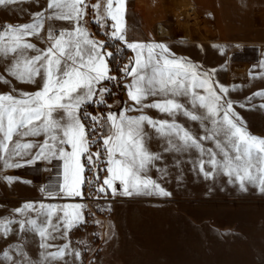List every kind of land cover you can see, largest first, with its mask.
I'll use <instances>...</instances> for the list:
<instances>
[{
  "label": "snow or ice",
  "instance_id": "1",
  "mask_svg": "<svg viewBox=\"0 0 264 264\" xmlns=\"http://www.w3.org/2000/svg\"><path fill=\"white\" fill-rule=\"evenodd\" d=\"M17 2L0 0V5ZM89 7L93 9L97 23L107 20L112 22L108 25L111 39L126 43L127 48L135 52L134 61L119 70L124 77L132 78L126 85L129 99L141 105L148 97H165L142 104V107L167 114L173 118L171 122L154 120L147 115L127 116L128 111L138 110L131 108L121 110L118 115L109 112L104 121L83 111L89 103L104 105L105 95L111 93L102 82L117 80V77L109 74L108 63V58L115 52L105 51V43L91 38V34L81 25ZM101 8L99 2L89 5L85 0H48L47 9L51 10L49 15L38 12L31 23L18 27L8 25L0 30V52L19 56L6 71L17 81L39 88L34 93L22 92V98L10 94L0 95V160H3L4 168H20L41 160L51 162L54 158L60 159L63 161V183L59 186V193L67 197L81 196L80 187L84 183L82 174L85 170L81 157L87 153L88 163L94 164L102 155L99 151L95 154L89 152L93 145L100 146L96 138L99 126L104 130L99 139L102 140L109 175L103 179V186L98 187L97 191L105 193L110 189L113 196L167 197L171 193L148 175L151 168L155 167V162L162 157L150 151L149 141L153 136L145 131L144 125L151 126L157 138L166 141L165 152L195 150L203 157L206 150L202 144L176 122V116L183 115L193 122H199L205 132L199 140L214 141L222 157L218 159V153L209 148L208 159H199V171L206 178L225 175L229 183H238L242 191L247 190L246 185H251L264 193V138L249 134L241 126L238 122L240 118L236 117L233 110V102L224 100L217 93L209 74L199 71L198 66L191 62L169 58V50L162 43L128 42L126 0H105L103 15ZM46 21L74 22V27L71 30L61 28L57 34L55 26L49 23L47 39L52 43L46 50L37 48L33 43L23 42L26 37L38 35ZM28 50L37 54L29 56L26 54ZM260 66L264 67V62ZM228 91L226 86H220L221 93L227 94ZM255 95L264 97V91H258ZM96 96L99 99H94ZM197 110H201L199 114H195ZM86 119L93 121L91 132L86 131L83 122ZM41 135L45 137L42 143L16 142L14 147L9 146L14 136ZM69 147L70 151L67 150ZM33 149H37L34 155L31 154ZM25 155H31V158L24 163L13 162L16 157L23 159ZM205 164L210 166L211 171L205 170ZM5 180L13 182L15 178L5 177ZM116 182L120 185L119 189ZM49 196H52L51 192ZM83 208L81 204L40 203L37 207L35 202H25L22 207L15 209V213L25 218L0 219V235L7 238L13 232L12 225L18 224V234L38 235L41 241L39 247L44 251L39 253L38 260H33L23 246L17 244L11 251L19 258L13 259L10 249L6 248L2 253L3 259L10 264H51L71 254L67 253L68 244L62 245L57 251H47L52 247L47 240L56 238L53 232L64 237L68 230L83 222ZM31 212H35L37 218L28 217ZM41 216L43 219H40ZM74 254L76 258L80 257L79 252Z\"/></svg>",
  "mask_w": 264,
  "mask_h": 264
},
{
  "label": "rangeland",
  "instance_id": "2",
  "mask_svg": "<svg viewBox=\"0 0 264 264\" xmlns=\"http://www.w3.org/2000/svg\"><path fill=\"white\" fill-rule=\"evenodd\" d=\"M104 3L105 0H102V7ZM6 19L20 20L19 1L0 5V25ZM102 23L96 22L97 25H92L90 22L94 39L105 43V51H114L115 54L124 56L116 60V67L112 64L113 56L108 58L109 74L117 77V80L102 82L111 93L105 95V104L89 103L83 109L90 116L104 121L109 112L120 110L126 103V85L131 77H124L119 70L134 61L135 52L120 41L117 43L110 38V20ZM56 29L58 31L60 28ZM151 38L167 47L169 58L191 62L198 66L199 71L208 73L214 89L224 100L239 102L249 97L264 99L255 95L258 91H264V67L260 66L264 62V45L259 50L252 44L171 41L169 36L159 34L158 23ZM148 43L155 44L150 41ZM124 48L129 50L126 54L123 53ZM2 54L4 53L0 54V70L4 71V68L10 69L18 59H4ZM5 80L7 83H4ZM221 85L229 89L227 94L220 92ZM35 91L37 90L31 85L17 81L10 74H0V95L10 94L21 98L22 92ZM199 91L203 94L202 90ZM94 99H99V96ZM162 99L165 97L158 95L144 101L149 103ZM121 103V107L116 109ZM233 110H243V107L233 106ZM260 120L257 118L253 122L264 126V122ZM184 121L179 120L177 123L190 131L206 151L203 157L195 150L159 154L162 159L155 162V167L151 168L148 175L171 193L167 197L113 196L110 189L105 193L97 191L98 187L103 186V179L109 175L106 171L102 140L99 139L104 130L99 126L96 138L100 146L93 145L89 152L95 154L99 151L102 155L94 164L88 163L87 153L82 156L85 170L84 183L80 187L81 196L61 197L57 191V180L51 175L54 173L53 169L57 173L59 161L44 160L45 185L29 190V202H35L37 207L40 203L84 206L83 222L68 230L66 236L61 237L60 233L53 232L52 235L56 238L47 240L52 245L47 251L54 252L68 244L67 253H71L66 254L63 259L52 261L51 264H264V193L251 185H246L247 190L242 191L238 183H229L225 175L206 178L199 171V159H208L209 148L218 153V159L222 157L219 156L214 141L199 140L205 132L198 121ZM83 122L86 131L91 132L93 121L86 119ZM28 142H32L31 138ZM159 142L164 151L167 147L166 141L161 138ZM35 151L33 149L31 154L34 155ZM26 157L31 158V155L23 158ZM2 163L3 160H0V164ZM205 170L211 171L210 166L205 164ZM116 187L120 188L118 182ZM49 192L52 196H49ZM4 193L1 188L0 194ZM2 213L5 214L4 211ZM8 214L20 216L11 210ZM28 215L30 218H37L35 212ZM11 219L20 220V217ZM53 222L55 223V217ZM13 226L18 227L15 229ZM12 228L13 232L7 238L0 235V264H10L2 257L6 248L10 249L13 259L19 258L11 251L17 244L23 246L29 257L38 260L39 253L44 251L39 247L41 241L38 235L18 234V224L12 225ZM75 252L80 253L79 258H76Z\"/></svg>",
  "mask_w": 264,
  "mask_h": 264
},
{
  "label": "crops",
  "instance_id": "3",
  "mask_svg": "<svg viewBox=\"0 0 264 264\" xmlns=\"http://www.w3.org/2000/svg\"><path fill=\"white\" fill-rule=\"evenodd\" d=\"M18 1L20 2V20L6 19L3 25H0V30L8 25L18 27L25 23H31L33 22L34 14L38 12H43L45 16L51 13V10L47 9L48 0ZM85 2L87 3V0H85ZM98 2L101 3L102 0H95V4ZM102 12L103 7L101 8V14ZM125 21L126 39L128 42L148 43L150 41L153 43H161L155 42L156 40L151 38V33H153L157 23L159 26V24L163 22L169 30L171 41L252 44L259 50V47L264 45V0H126ZM49 23L53 24L55 28L59 27L60 29L71 30L74 27V22L46 21L44 29H42L38 35L26 37L23 42L33 43L37 48L46 50L52 43V41L47 39ZM81 25L86 28L91 34V38L94 39L91 31L92 27L88 20L87 10L81 21ZM5 43H8V41H5ZM121 43L126 46V43ZM1 53L2 52H0V54ZM26 54L31 56L37 53L28 50ZM1 57H4V59H19V56L12 53L2 54ZM0 74L9 75L6 68H4V71L0 70ZM130 82L131 81H129V83ZM29 85H31L33 89L39 90L36 85ZM152 102L150 101L149 103ZM146 103L148 102L142 101V104ZM142 104L136 105L132 102L127 96L126 88V103L120 110H114L112 113L118 115L121 110L131 108L138 110L128 111L126 113L127 116L147 115L154 120L172 121L173 118L167 114L160 113L156 109L143 108ZM240 105H243V110L234 111L236 117L240 118L238 122L249 134L258 138H264V126H258L257 122H253V120L257 118L261 119L260 122H264V107H261V105H264V99L253 98L250 100L245 99L243 101L233 102V106L235 107H242ZM186 106L190 107L187 104ZM199 112L200 111L197 110L196 114H199ZM175 119L176 122L179 120L188 122V118L183 115H177ZM144 128L149 135L153 136V139L149 142L150 151L157 154L165 152L161 149V142H159L161 138H157L155 130L146 123ZM30 138L32 142L36 143H42L45 139L43 135L40 137L14 136L9 146L12 148L16 142H28ZM67 150L70 151V147L67 148ZM27 159L30 158H16L13 162L24 163ZM52 160L59 161L57 173H55L53 168L54 173H51L55 180H57V191L59 193V186L63 183V161L55 158ZM45 174L46 169L44 160L20 168L5 169L3 163L0 164V190L3 188L5 191L4 194H0L1 219H11L13 217H20V219L25 218L21 215H10L8 211L11 210L15 212V209L22 207L25 202H29V190L31 188H42L45 185ZM5 177H13L15 180L13 182H7ZM82 179L84 180V172L82 174ZM62 195L63 194H60L61 197H63ZM39 201H37V203ZM3 205L4 208H2ZM3 211L5 214L2 213ZM17 227L14 228L17 229Z\"/></svg>",
  "mask_w": 264,
  "mask_h": 264
},
{
  "label": "trees",
  "instance_id": "4",
  "mask_svg": "<svg viewBox=\"0 0 264 264\" xmlns=\"http://www.w3.org/2000/svg\"><path fill=\"white\" fill-rule=\"evenodd\" d=\"M95 0H88L87 4L92 5L94 4ZM88 19L90 20V22L92 23V25H97L96 24V20H95V16L93 13V9L91 7L88 8ZM117 43H119L118 41H116ZM110 43V42H108ZM124 54H126L129 50L127 48H124L123 50ZM124 56H121V54H114L112 57V64L114 65V67H116V60L123 58ZM122 105V103L120 105L117 106L116 109L120 108Z\"/></svg>",
  "mask_w": 264,
  "mask_h": 264
},
{
  "label": "bare ground",
  "instance_id": "5",
  "mask_svg": "<svg viewBox=\"0 0 264 264\" xmlns=\"http://www.w3.org/2000/svg\"><path fill=\"white\" fill-rule=\"evenodd\" d=\"M159 34L161 36H169L168 28L162 23L159 24Z\"/></svg>",
  "mask_w": 264,
  "mask_h": 264
},
{
  "label": "built area",
  "instance_id": "6",
  "mask_svg": "<svg viewBox=\"0 0 264 264\" xmlns=\"http://www.w3.org/2000/svg\"><path fill=\"white\" fill-rule=\"evenodd\" d=\"M57 33H58V31H57Z\"/></svg>",
  "mask_w": 264,
  "mask_h": 264
}]
</instances>
